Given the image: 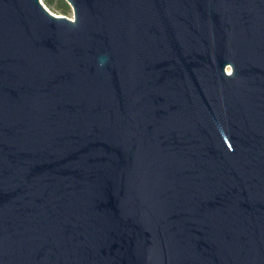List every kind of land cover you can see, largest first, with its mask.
<instances>
[{
    "label": "water",
    "instance_id": "1",
    "mask_svg": "<svg viewBox=\"0 0 264 264\" xmlns=\"http://www.w3.org/2000/svg\"><path fill=\"white\" fill-rule=\"evenodd\" d=\"M0 0V264H264V0Z\"/></svg>",
    "mask_w": 264,
    "mask_h": 264
},
{
    "label": "trees",
    "instance_id": "2",
    "mask_svg": "<svg viewBox=\"0 0 264 264\" xmlns=\"http://www.w3.org/2000/svg\"><path fill=\"white\" fill-rule=\"evenodd\" d=\"M45 4L52 10L67 14L71 11V6L66 0H45Z\"/></svg>",
    "mask_w": 264,
    "mask_h": 264
},
{
    "label": "rangeland",
    "instance_id": "3",
    "mask_svg": "<svg viewBox=\"0 0 264 264\" xmlns=\"http://www.w3.org/2000/svg\"><path fill=\"white\" fill-rule=\"evenodd\" d=\"M42 2L45 4V0H42ZM46 5V4H45ZM47 6V5H46ZM48 7V6H47ZM49 8V7H48ZM52 12H54L55 10H52L51 8H49ZM56 13L57 15H65L69 18H73L74 17V12H73V9L71 8V11L68 12L67 14H63V13H60L59 11H56L54 12Z\"/></svg>",
    "mask_w": 264,
    "mask_h": 264
}]
</instances>
